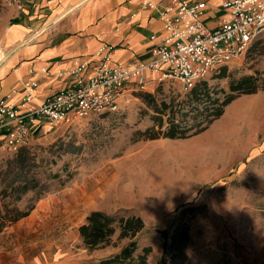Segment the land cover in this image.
<instances>
[{"label":"rangeland","instance_id":"rangeland-1","mask_svg":"<svg viewBox=\"0 0 264 264\" xmlns=\"http://www.w3.org/2000/svg\"><path fill=\"white\" fill-rule=\"evenodd\" d=\"M7 10L0 0V35ZM256 70L264 74V40L230 62L227 77L214 71L205 80L228 92L232 77ZM145 92L157 103L186 95L175 81ZM139 93L114 113L36 127L25 146L45 191L24 194L18 206L33 209L0 240L34 264H100L129 240L116 232L109 245L87 248L78 226L98 209L142 217L136 254L150 247L146 264H264V90L240 94L207 129L180 139L140 137L154 110ZM15 155L0 153V169Z\"/></svg>","mask_w":264,"mask_h":264},{"label":"built area","instance_id":"built-area-1","mask_svg":"<svg viewBox=\"0 0 264 264\" xmlns=\"http://www.w3.org/2000/svg\"><path fill=\"white\" fill-rule=\"evenodd\" d=\"M2 3L14 10L23 7V0ZM142 5L156 10L162 22L163 35L151 47L150 56L118 61L112 57L113 46L105 43L90 74H84L87 62L77 63L71 86L22 109L36 85L35 80L25 81L26 93L19 104L9 95L0 99V153H13L28 144L40 124L57 127L91 114L117 112L125 95L152 91L155 83L175 81L187 91L264 40V0H224V16L213 28L205 22L203 0H169L163 5L143 0Z\"/></svg>","mask_w":264,"mask_h":264},{"label":"crops","instance_id":"crops-1","mask_svg":"<svg viewBox=\"0 0 264 264\" xmlns=\"http://www.w3.org/2000/svg\"><path fill=\"white\" fill-rule=\"evenodd\" d=\"M142 1L23 0L22 9L8 8V24L0 35L6 52L0 62V99L9 95L19 104L26 93L24 82L35 80L31 98L22 109L39 105L47 95L73 84L77 63L87 62L84 74H90L99 60L97 51L105 43L113 46L115 60L147 59L163 29L157 11L143 7ZM151 1L163 5L169 0ZM203 1L205 22L216 27L225 13L224 0ZM34 263L0 240V264Z\"/></svg>","mask_w":264,"mask_h":264},{"label":"trees","instance_id":"trees-1","mask_svg":"<svg viewBox=\"0 0 264 264\" xmlns=\"http://www.w3.org/2000/svg\"><path fill=\"white\" fill-rule=\"evenodd\" d=\"M255 44L253 48H255ZM250 50V51H251ZM227 65L219 67L218 77H227ZM229 91L216 89L204 79L197 81L186 91L184 98L176 103H157L153 94L140 90V96L152 107L153 125L140 132L144 139L169 138L180 139L198 134L209 127L224 113V107L240 94H252L264 90V74L258 70L229 80ZM218 94H223L220 98ZM186 108V109H183ZM166 115V119H164ZM27 145V144H26ZM14 158L8 160L6 167L0 169V231L6 226L27 216L33 209L31 204L25 209L18 202L28 191L33 190L36 198L45 189L34 172L35 156L25 145L14 152ZM30 173V174H29ZM145 224L136 214H110L103 210H92L85 221L78 226V232L84 245L89 249L103 248L110 244L112 236L118 232V239H128L117 252L101 259L100 264H146L150 247H144L137 253L136 235ZM167 237L168 231H162Z\"/></svg>","mask_w":264,"mask_h":264},{"label":"bare ground","instance_id":"bare-ground-1","mask_svg":"<svg viewBox=\"0 0 264 264\" xmlns=\"http://www.w3.org/2000/svg\"><path fill=\"white\" fill-rule=\"evenodd\" d=\"M6 52L0 47V62L5 58Z\"/></svg>","mask_w":264,"mask_h":264}]
</instances>
